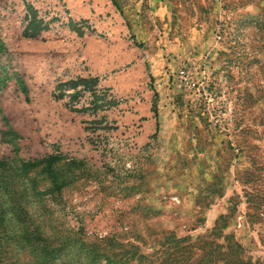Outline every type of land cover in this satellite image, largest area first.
Listing matches in <instances>:
<instances>
[{
	"label": "rangeland",
	"instance_id": "rangeland-1",
	"mask_svg": "<svg viewBox=\"0 0 264 264\" xmlns=\"http://www.w3.org/2000/svg\"><path fill=\"white\" fill-rule=\"evenodd\" d=\"M26 3L47 25L35 37ZM111 25L140 67L122 53L81 76ZM0 37V264H42L60 244L51 264H88L90 245L108 256L93 264L210 249L223 264L229 243L264 260V0H0ZM149 111L156 132L139 141Z\"/></svg>",
	"mask_w": 264,
	"mask_h": 264
},
{
	"label": "trees",
	"instance_id": "trees-1",
	"mask_svg": "<svg viewBox=\"0 0 264 264\" xmlns=\"http://www.w3.org/2000/svg\"><path fill=\"white\" fill-rule=\"evenodd\" d=\"M113 1V3H115V0H111ZM25 9H26V14L24 16V20L26 21L25 27L23 29V33L24 35L30 36V37H35L37 35H39L40 31L43 28H46V24L43 23V19L38 17L37 11L30 6L28 3L25 4ZM6 48L5 45L0 37V57L2 56L3 53H5ZM95 79L92 77H88V78H83V77H79V81L83 82V83H87L88 81H94ZM2 81L0 78V85H1ZM19 84L21 85V87L24 89L23 87V81L19 79ZM60 155L58 154H54V155H47L43 158V161L46 164V167L48 168V170H50L51 168V164L54 161H57L58 159H60ZM51 171V170H50ZM51 173V172H50ZM51 176H53V174L51 173ZM84 246V243L82 244L81 248ZM176 247V251L179 250L177 248L178 245H175ZM66 247V244H60L58 245L56 248L52 249V248H44V253H43V257L41 258V263L42 264H51L52 260L54 259L53 257V252L58 253L59 251H62V249H64ZM220 248H224V251H218L217 252V256H219L218 258H216L217 260L222 261L223 264H264V260L260 261V260H255L254 262H251L249 257L245 258L243 257V251L242 248L239 244L237 243H229L227 246L223 247V246H219ZM80 248V249H81ZM99 250H98V246L97 245H90L89 248L87 249L86 252V258L88 259L87 262L88 264H93L96 260V258L99 257V255L103 256L104 258L108 259V256H105L104 254H99ZM170 254V253H168ZM212 252L211 249L209 251H205L202 254L199 255V257H195L194 254L192 252H189V250L185 251L180 254L178 256V260H181L184 262V264H201L204 263L205 264H210L213 260H212ZM216 255L214 257H217ZM3 260L2 255H1V251H0V263ZM179 262V261H178ZM6 264H12V261H7Z\"/></svg>",
	"mask_w": 264,
	"mask_h": 264
},
{
	"label": "crops",
	"instance_id": "crops-1",
	"mask_svg": "<svg viewBox=\"0 0 264 264\" xmlns=\"http://www.w3.org/2000/svg\"><path fill=\"white\" fill-rule=\"evenodd\" d=\"M84 0H76V4L79 5V3H83ZM95 6L98 5L99 0H91ZM85 18V17H84ZM109 39L112 40L113 44L111 47L106 51L104 50H97L93 55H89L87 53V57L89 58V61L91 63V69L87 71L85 74H81V76H92V77H98L102 73L110 72L112 69L121 64L122 59V53L125 54V57L127 60H129V57L131 56L133 60H135L134 65L135 67H140V59L135 56V53L132 52L129 48V50L122 51V47L125 45L124 39L121 37V33L119 29L117 28V25H111L110 26V32H109ZM93 38L89 37V42H91ZM97 61H100L101 63H98ZM117 62V64H116ZM89 73V74H88ZM99 82H97V86L103 85L108 86L113 83L115 79H113L112 75L106 76L103 79H98ZM140 105V104H139ZM140 117V116H138ZM57 120L56 123H52L51 127L56 128H68L71 124V120ZM140 127V132L137 137L139 141L146 140L151 134L156 132V117L154 116V113L151 111L145 113V116L143 119L137 122ZM75 124V122H74ZM80 125V123H78ZM50 127V128H51Z\"/></svg>",
	"mask_w": 264,
	"mask_h": 264
}]
</instances>
